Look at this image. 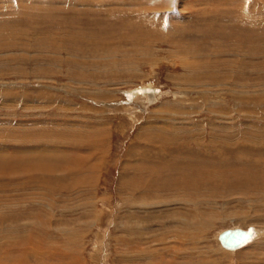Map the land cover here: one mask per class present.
<instances>
[{
	"label": "rangeland",
	"instance_id": "374dc122",
	"mask_svg": "<svg viewBox=\"0 0 264 264\" xmlns=\"http://www.w3.org/2000/svg\"><path fill=\"white\" fill-rule=\"evenodd\" d=\"M260 135L264 0H0V242L38 207L40 264H242L214 235L264 227Z\"/></svg>",
	"mask_w": 264,
	"mask_h": 264
},
{
	"label": "bare ground",
	"instance_id": "6f19581e",
	"mask_svg": "<svg viewBox=\"0 0 264 264\" xmlns=\"http://www.w3.org/2000/svg\"><path fill=\"white\" fill-rule=\"evenodd\" d=\"M204 18V17H203ZM206 18V17H205ZM179 31V30H178ZM207 42V41H206ZM185 45V44H184ZM181 46V45H180ZM186 47V46H185ZM221 47V46H220ZM182 47H180V49H181ZM184 49V48H183ZM215 50V49H214ZM221 51V50H220ZM189 52V51H188ZM187 52V53H188ZM222 52V51H221ZM177 53V52H176ZM191 52H189V54H190ZM193 53V52H192ZM194 54V53H193ZM193 54H191V55H193ZM185 55H187L186 53H185ZM190 57V56H189ZM188 57V58H189ZM192 57V56H191ZM195 57H196V55H195ZM215 57V56H214ZM213 56H212V58L214 59V62H215V58H214ZM180 58V60H179V66L182 68L183 67V69H185V70H191L192 69V63L190 64V63H188L187 61H185L184 59H183V57H179ZM196 59V58H195ZM210 60V59H209ZM208 60V61H209ZM189 61V60H188ZM197 61V60H196ZM195 61V62H196ZM197 62H199V63H201L202 61H197ZM196 62V63H197ZM212 62V61H211ZM203 63V62H202ZM213 63V62H212ZM195 64V63H194ZM193 64V65H194ZM204 64V63H203ZM203 64H201V65H203ZM207 65V64H206ZM205 65V66H206ZM195 66H197V65H195ZM195 66H193V67H195ZM204 65H203V68H205L206 69V67H205ZM196 68V67H195ZM200 68V67H199ZM209 69V68H208ZM231 69V68H230ZM201 70V69H200ZM209 71V70H208ZM200 72V71H199ZM214 71H212L211 70V74L213 73ZM203 73V74H202ZM215 73V72H214ZM213 73V74H214ZM199 74V73H198ZM206 73L205 72H200V75H195V74H186V75H178L176 78H183L184 77V79L185 80H193L194 78H201V81L203 80V81H207V79H206V75H205ZM210 74V75H211ZM224 74V73H223ZM217 78H215V80L213 81V78L214 77H212L211 76V79L210 80H212V82L211 83H213L212 85H219V77H220V75L219 74H214ZM213 75V76H214ZM228 75V74H227ZM231 75V74H230ZM222 76V75H221ZM229 77H231V76H229ZM234 78V77H233ZM217 79V80H216ZM222 79V78H221ZM231 79H232V77H231ZM178 80V79H177ZM239 80V79H238ZM225 81V80H224ZM179 82V81H178ZM187 82V81H186ZM208 82V81H207ZM210 82V81H209ZM237 83V82H236ZM3 85V84H2ZM224 85V84H223ZM184 86V85H183ZM192 86H194V85H192ZM208 87V86H207ZM223 87V86H222ZM195 88H196V86H195ZM194 88V89H195ZM211 88V87H210ZM186 91L185 92H183L184 94L183 95H186V96H189V95H191V94H194V95H196L197 96V93H195L194 92V90L191 92V91H187V88L185 89ZM199 91V90H198ZM152 92H153V90L152 89H150L149 90V96H150V98H151V96H152ZM205 92V93H204ZM137 93V92H136ZM178 93V92H177ZM176 93V94H177ZM200 93V96H202V95H205V94H208L209 92H206V91H201V92H199ZM2 94V93H1ZM211 94H213V92L211 93ZM219 94V93H218ZM230 94V93H229ZM155 95V94H154ZM157 95V94H156ZM159 95V94H158ZM179 95V94H178ZM212 96H214V95H212ZM157 97V96H156ZM221 98V97H220ZM154 99V98H153ZM152 98L150 99L151 101H154ZM158 99V98H157ZM149 100V101H150ZM148 101V100H147ZM148 103V102H147ZM136 104V103H135ZM139 104V103H138ZM49 105V104H48ZM50 106V105H49ZM141 108V107H140ZM96 111V110H95ZM219 115V114H218ZM56 124H58V123H56ZM226 125V124H225ZM212 127V126H211ZM237 127V126H236ZM247 127V126H246ZM168 128V127H167ZM176 128V127H175ZM39 129V128H38ZM170 129V128H169ZM178 129V128H177ZM212 129H214V127L212 128ZM217 129V128H216ZM216 129H214V130H216ZM219 129H221V128H219ZM223 129V128H222ZM226 129V128H225ZM224 129V130H225ZM245 129V128H244ZM248 129V128H247ZM151 130V129H150ZM172 130H175L174 128L172 129ZM213 130V131H214ZM246 130V129H245ZM244 130V131H245ZM149 131V130H148ZM218 131V130H217ZM241 131V130H240ZM174 132V131H173ZM173 132H169V133H173ZM222 132V131H221ZM246 132V131H245ZM163 129H160V128H156V130H155V132L154 133H147L148 135H147V137L149 138V139H153V137L154 138H159V139H161V137H162V135H163ZM183 133V132H182ZM217 133H219V132H217ZM236 133V132H235ZM238 133V132H237ZM249 133V132H248ZM176 134V133H175ZM188 134V133H187ZM186 134V135H187ZM215 134V133H214ZM243 134V133H242ZM41 135V134H40ZM204 135V134H203ZM225 135H226V133H225ZM228 135H230L229 133H228ZM233 135H234V133H233ZM181 136V135H180ZM195 136V135H194ZM248 136V135H247ZM251 136V135H250ZM261 136V135H260ZM24 136H21V140L20 141H22L24 138H23ZM173 137V136H172ZM186 137V136H185ZM184 137V138H185ZM218 137V136H217ZM261 137H263V136H261ZM147 138V139H148ZM171 138V137H170ZM187 138V137H186ZM192 138H194L193 136H192ZM211 138H213V137H211ZM215 138V137H214ZM224 138V137H223ZM252 138V137H251ZM264 138V137H263ZM146 139V138H145ZM172 139V138H171ZM198 139V138H197ZM196 139V140H197ZM217 139H219V138H217ZM231 139V138H230ZM256 139V138H255ZM254 139V140H255ZM165 140V139H164ZM174 140H176V141H178L177 139H174ZM173 140V142H176V141H174ZM190 140V139H189ZM201 140V139H200ZM226 140V139H225ZM252 140H253V138H252ZM259 140V139H258ZM24 141H26V140H24ZM23 141V142H24ZM138 141V140H137ZM151 141L152 140H149L147 143L148 144H146L147 145V147L148 148H152V143H151ZM215 141V140H214ZM232 141V140H231ZM248 141H249V138H248ZM143 142H146V141H143ZM179 142V141H178ZM187 142V141H186ZM191 142H192V139H191ZM253 142H255V141H253ZM259 142V141H258ZM180 143V142H179ZM195 143V142H194ZM209 143V142H208ZM210 143H212V142H210ZM262 143V142H261ZM172 144V143H171ZM187 144V143H186ZM224 144V143H223ZM222 144V145H223ZM228 144H230V143H228ZM237 144V143H236ZM135 145V144H134ZM159 145V144H158ZM173 145V144H172ZM180 145V144H179ZM192 145H194V144H192ZM144 146H145V144H144ZM176 146H177V144H176ZM187 146V145H186ZM227 146V145H226ZM226 146H225V149H226ZM135 147V146H134ZM146 147V146H145ZM174 147V146H173ZM242 147V146H241ZM142 148H143V146H142ZM170 148H172V147H170ZM176 148V147H175ZM190 149H191V147H189ZM221 148V147H220ZM154 149H157V147L155 146L154 147ZM189 149V150H190ZM239 149V148H238ZM236 150L237 152L239 151V150ZM263 149V148H262ZM188 149H186L185 151H187ZM207 150V149H206ZM210 150V149H209ZM211 150H212V148H211ZM170 151H172V150H170ZM185 151H183L184 153H185ZM218 151V150H217ZM254 151V150H253ZM263 151V150H262ZM145 152V151H144ZM144 152H143V150L141 149V150H139V148H138V152L136 153V155L139 157V162L140 163H142V165L140 166V172L141 173H149V174H152V173H155V172H157L156 170L154 171L152 168L150 169V168H148V164H146L147 162L145 161V159H143V158H145L147 155H145L144 154ZM173 152V151H172ZM171 152V153H172ZM180 152H182V151H180ZM190 152H191V150H190ZM223 152V151H222ZM179 153V152H178ZM242 153V152H241ZM248 153H250V152H248ZM169 154H170V152H169ZM186 154V153H185ZM190 154V153H189ZM192 154H194V153H192ZM196 154V153H195ZM212 154V153H211ZM167 155H168V153H167ZM189 156V155H188ZM171 157V156H170ZM174 157V156H173ZM192 157V156H191ZM166 158V157H165ZM190 158V157H189ZM167 159V158H166ZM259 160V159H258ZM257 160V161H258ZM22 161V159H15V162H21ZM191 161H193V160H191ZM238 161V160H237ZM171 162H172V160H171ZM194 163H196V162H194ZM139 164V163H138ZM254 164V163H253ZM192 165V164H191ZM189 166V165H188ZM254 166V165H253ZM150 167V166H149ZM192 167V166H191ZM196 167V166H195ZM194 167V168H195ZM200 167V166H199ZM32 169V168H31ZM30 169V170H31ZM86 170H88V169H85V171ZM124 170H126V169H124ZM182 170H183V168H182ZM194 170V169H193ZM180 171V170H179ZM191 171V170H190ZM25 172H29V170L27 171V170H25ZM35 172V171H34ZM127 172V171H126ZM161 172V171H160ZM167 172V171H166ZM168 172H170V171H168ZM167 172V173H168ZM175 171H173V173H174ZM33 172H29V173H26V175H27V178H26V181H24L23 183H25V185H27V188L28 187H30V186H28V185H34V184H36V179H37V175L36 174H32ZM84 173V172H83ZM176 173H177V171H176ZM25 175V174H24ZM153 175V174H152ZM124 176V175H123ZM22 183V184H23ZM252 183V182H251ZM17 185H19V183H17ZM37 185H38V183H37ZM132 185H135V183L134 184H132ZM127 186V185H126ZM131 186V185H130ZM38 187V186H37ZM133 187V186H132ZM166 188V187H165ZM167 190V189H166ZM170 190V189H169ZM255 192V191H254ZM258 193H259V196H261L260 197V199H262V200H264V189H262V190H258ZM259 200V199H258ZM259 202V201H258ZM260 204V203H259ZM262 204V203H261ZM254 205V207H255V204H253ZM251 206V205H250ZM260 207H262V206H260ZM144 209V208H143ZM35 211H32L33 212V215H32V213L30 212V214H28V213H26L25 215H27V216H24L25 218L23 219H21L20 220V217H17L16 218V220H14V222H15V225H12V224H10V223H8V225L6 226V228H5V230H9L10 232H14L15 230H16V227H21V226H27L29 229L26 231V233H25V235H18L17 237H9V236H4V239H5V241L6 242H0V264H3L4 263V261L6 260V259H11L10 260V262H9V264L11 263V264H27V260H28V258H27V260H26V256H28L29 254L30 255H32L35 259H36V264H40L41 262H40V260L38 259L39 257H40V255L44 252V250H43V248L45 249V247L43 246V242L41 241V239H42V237H43V235H42V230H43V222H42V217H41V215H40V209H38V207H35V209H34ZM145 211V210H144ZM37 212V213H36ZM245 213V212H244ZM239 214V213H238ZM242 214H243V212H242ZM236 215V214H235ZM129 216V215H128ZM237 216V215H236ZM254 216V215H253ZM31 217H34V218H36L37 219V221H36V219L35 220H33ZM9 218L10 217H7V216H4L3 218H0V219H3L4 221H6V222H10V220H9ZM31 218V219H30ZM250 218H252V217H250ZM40 219V223L38 224V220ZM44 219V218H43ZM20 220V221H19ZM202 220V222L201 221H199V222H197L195 225H200V227H202V226H205L206 224H208L209 222H211L210 220H206V221H203V218L201 219ZM238 220H239V217H238ZM49 221V220H48ZM185 221V220H184ZM242 224H246L248 221H251L248 217H247V212L243 215V216H241L240 217V220H239ZM13 222V223H14ZM17 222H19V223H17ZM83 223V222H82ZM125 228V227H124ZM203 228V227H202ZM212 228V227H211ZM234 228H236V229H239V230H241V231H244V232H247L248 233V237L245 239V240H243L241 243H239L237 246H235V247H232V248H227V247H224L223 245H221L220 244V242H219V240H218V234L221 232V231H223V230H225V229H234ZM15 229V230H14ZM21 229V228H20ZM27 229V228H26ZM26 229H24V230H26ZM225 229H223V230H220V231H218L215 235H214V241H215V244H216V246H217V249L221 252V254L222 253H224L223 255H225V253L227 254V256H230V255H232L233 253H234V256L236 257H239V259L240 260H244L243 261V263L242 264H256V263H260V264H262V263H264V227H259V226H251V228H246L245 226L243 227V226H232V227H227V228H225ZM130 230V229H129ZM135 232V231H134ZM40 233H41V235H40ZM176 235V234H175ZM179 235V234H178ZM163 236V235H162ZM0 237H1V235H0ZM141 237V236H140ZM174 237H177V236H174ZM179 237H180V235H179ZM139 238V237H138ZM178 238V237H177ZM181 240H184V239H186L187 240V238H180ZM210 239V238H209ZM0 241H2V238H0ZM185 241V240H184ZM14 242V243H13ZM48 243V242H47ZM69 243V242H68ZM78 243V242H77ZM161 243H163V242H161ZM165 243V242H164ZM4 244H6V245H4ZM20 244V245H19ZM27 244H28V246H27ZM8 246V248L6 249V247H4V246ZM157 245V244H156ZM163 245V244H162ZM166 245V244H165ZM51 246V245H50ZM137 246H139V245H137ZM188 246V245H187ZM215 246V247H216ZM54 247V246H53ZM53 247H50V248H53ZM140 247V246H139ZM47 248H48V246H47ZM164 249H166V247L164 248ZM216 249V250H217ZM46 250V249H45ZM55 250V249H54ZM155 250H156V248H155ZM172 251H174L175 253H177L180 249H177V248H175L174 246L172 247V249H171ZM57 251V250H56ZM157 251V250H156ZM155 251V252H156ZM165 251V250H164ZM16 252V254H15V256L14 257H11V258H8L7 256L11 253L12 255H13V253H15ZM50 252V251H49ZM138 252H140V251H138ZM169 252H170V250H169ZM7 254V255H6ZM141 254V253H140ZM147 254H148V256L149 255H151V252H147ZM2 255H3V258L5 257L6 259L5 260H1L2 259ZM31 257V256H30ZM29 257V258H30ZM149 257H151V256H149ZM34 258H32V259H34ZM163 259V258H162ZM2 261V262H1ZM30 261V260H29ZM28 261V263L30 264V262ZM171 261V260H170ZM169 261V262H170ZM155 263V262H154ZM5 264V263H4ZM33 264V263H32ZM35 264V263H34ZM164 264V263H163ZM165 264H169L168 262H165ZM171 264H172V261H171Z\"/></svg>",
	"mask_w": 264,
	"mask_h": 264
},
{
	"label": "water",
	"instance_id": "95a60500",
	"mask_svg": "<svg viewBox=\"0 0 264 264\" xmlns=\"http://www.w3.org/2000/svg\"><path fill=\"white\" fill-rule=\"evenodd\" d=\"M248 237V233L239 229H225L218 234V240L221 245L227 248L237 246Z\"/></svg>",
	"mask_w": 264,
	"mask_h": 264
},
{
	"label": "snow or ice",
	"instance_id": "6c2138e0",
	"mask_svg": "<svg viewBox=\"0 0 264 264\" xmlns=\"http://www.w3.org/2000/svg\"><path fill=\"white\" fill-rule=\"evenodd\" d=\"M172 3L175 4V0H172Z\"/></svg>",
	"mask_w": 264,
	"mask_h": 264
}]
</instances>
